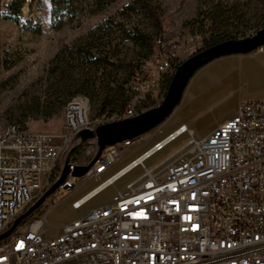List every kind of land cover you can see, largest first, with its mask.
I'll use <instances>...</instances> for the list:
<instances>
[{
  "label": "built area",
  "instance_id": "1",
  "mask_svg": "<svg viewBox=\"0 0 264 264\" xmlns=\"http://www.w3.org/2000/svg\"><path fill=\"white\" fill-rule=\"evenodd\" d=\"M261 28L264 24L255 25L240 37ZM153 42L151 66L140 64L125 88L129 94H155L159 103L180 61L169 28ZM204 42L200 38L199 49L206 47ZM260 52L264 43L250 51ZM89 103L82 94L70 97L61 107L58 131L28 130L14 122L0 127V233L53 183L65 152L74 146L63 181L0 240V264H264V101H240L230 119L199 139L177 126L74 199L70 205L78 216L58 233L46 234L52 195L103 174L119 160L123 147L143 139L141 134L105 146L85 173L72 176L73 165L86 164L73 161L72 154L81 149L93 156L96 151L94 137L77 145V131L146 109L126 103L123 110L90 114ZM184 133L190 138L179 148L150 168L143 165ZM138 166L142 172L125 184V193L82 208Z\"/></svg>",
  "mask_w": 264,
  "mask_h": 264
},
{
  "label": "rangeland",
  "instance_id": "2",
  "mask_svg": "<svg viewBox=\"0 0 264 264\" xmlns=\"http://www.w3.org/2000/svg\"><path fill=\"white\" fill-rule=\"evenodd\" d=\"M146 1L155 9L162 29L171 30L173 40L176 42L179 61L198 50L200 38L206 36L210 29V23L203 16L215 6L241 5L239 11L244 13L242 19L248 20L245 25L242 23L238 27H234V22L230 21L233 27L226 30L232 37L239 38L247 30L263 22L259 20L258 15L262 0ZM132 2L133 0H113L101 11L91 13L94 8L92 0H71L73 10L77 12L76 15L69 12L51 24L50 0H25L20 7V19L22 21L30 19L31 23L38 22L39 33L0 18V127L14 122L28 130L58 131L61 128L62 106L49 115L42 111L47 112L50 108H55L52 107L51 102L57 95L54 90L55 83L60 78L58 74L48 76L47 68L57 52L71 48L74 43L83 39L97 23L104 22L110 30L104 42H108L109 47L106 45V48H109L110 53L115 54L112 60L118 58L122 60V63H128L131 69L136 68L139 63L150 67L148 57H143L144 49L132 41L123 40L122 29L132 33L139 32L151 38L159 32L154 19L146 10H130L128 6ZM216 24L219 25L218 22ZM187 36L192 40L184 41ZM113 46L114 49L111 50ZM60 56L59 58H62ZM53 65H58V59L53 62ZM64 68L67 72V66ZM83 71L88 82L93 80L94 84L90 89L93 95L90 98L89 112L99 114L97 112L98 100L103 96L104 90L108 87H115L112 81L114 79L121 83L125 78V73L123 69L114 70L112 67L95 70L94 67L86 66ZM68 74L76 78L78 72L76 69L71 72L68 70ZM164 86L163 78L159 76L158 88L163 90ZM158 99L159 96L155 94H131L126 103L134 106L135 109H147L158 104ZM249 100L264 101V52L254 55L249 52L225 55L206 63L189 79L178 104L167 118L143 133V139L135 140L123 147L119 160L103 174L80 182L71 191L63 190L52 195L43 226L46 234L58 233L63 225L78 216V212L74 211L70 205L74 199L177 126L184 125L186 129L192 131V138L199 139L208 134L212 128H216L218 123L230 119L235 114L236 106L240 101ZM116 108L118 105L113 103L106 106L104 111L112 112ZM109 109L113 110L109 111ZM188 138L190 136L186 133L181 134L160 151L152 154L143 162V165L146 168L152 167L179 148ZM71 157L75 162L87 163L92 155H86L80 149L75 151ZM141 172L140 166L130 170L114 181L111 186L101 190L82 208L99 206L115 199L118 193H125V184L134 180Z\"/></svg>",
  "mask_w": 264,
  "mask_h": 264
},
{
  "label": "trees",
  "instance_id": "3",
  "mask_svg": "<svg viewBox=\"0 0 264 264\" xmlns=\"http://www.w3.org/2000/svg\"><path fill=\"white\" fill-rule=\"evenodd\" d=\"M113 0H92L93 9L91 13H96L104 9L110 2ZM25 2V0H11L10 3L3 4L0 7V18L6 21H12L16 25H20L21 27L30 30L34 33H39L40 25L38 22L31 23L30 19L21 20L20 19V7ZM51 8H50V21L51 24L57 22L60 17L63 15H67L72 13V15H76L77 12L73 10V6L71 0H50ZM261 8L258 9L259 17L261 21L260 24L264 23V0L261 1ZM239 6L241 5H231L228 7L223 6H215L210 12L205 13L203 18L210 23V29L206 36L201 37L204 39L205 46L208 47L217 42L227 40L232 37L230 32H227L226 29L233 27L230 21L234 22V27L241 26L247 23L248 19H242L244 13L239 11ZM130 10L137 11L139 9L146 10L154 19L155 24L158 28L157 34L154 35L153 38L140 34L139 32L132 33L129 30L122 29V35L124 38L128 39L136 43L140 48L144 49L143 57H149L151 54L152 46L154 44L155 37L161 32V25L157 18V13L153 7H151L146 0H133L132 4L128 6ZM200 22H202L200 20ZM219 23V25L216 24ZM110 30L108 26L104 22L97 23L93 26L92 30L80 41L74 43V45L65 51L57 52L52 59L50 60L49 66L47 68V74L50 75H59V79L56 81L55 85V93L57 94L53 100L52 107L47 112L42 110L46 115L51 114L52 112L58 110L64 103L72 96L76 94H82L88 97L89 101L91 95H93V91H91V87H93V80L88 82V78L86 74H83V68L94 67L95 70H104L107 67H112L114 70L118 68L123 69L125 73V78L121 83H118L115 79L112 80L114 82V88H106L103 92V96L98 100L99 104L97 107V112L101 113L104 111V108L108 105L116 103L118 108L116 110H123L126 106V101L129 95V92L125 88L126 83L132 76L135 70H138V66L134 69L130 68V65L122 63V60L115 58L112 60V57L115 54L110 53L108 42H104V38L108 35ZM89 41V43H87ZM114 49V46L111 50ZM199 49V48H198ZM62 53V54H61ZM66 53V55L64 54ZM114 53V52H113ZM59 55H61L59 58ZM66 58H65V56ZM58 59V65H53V62ZM67 59V60H65ZM61 64L63 66H61ZM67 66L65 71V66ZM77 70L78 75L76 78L72 76V74H68V70L71 72L73 70ZM104 74V72H102ZM102 81V80H101ZM76 93V94H74ZM64 96L63 98H59ZM65 97H69L68 99H64ZM37 110V106H36ZM113 109H109L112 111Z\"/></svg>",
  "mask_w": 264,
  "mask_h": 264
},
{
  "label": "water",
  "instance_id": "4",
  "mask_svg": "<svg viewBox=\"0 0 264 264\" xmlns=\"http://www.w3.org/2000/svg\"><path fill=\"white\" fill-rule=\"evenodd\" d=\"M263 43L264 28H261L250 36L230 38L208 47L200 48L180 60L168 82L162 100L158 104L134 116L99 124L93 130L81 129L77 131L75 136L79 141L77 145L94 137L96 151L86 164L73 165L70 174L76 177L85 173L105 146L133 139L159 125L178 104L189 79L200 67L221 56L248 53ZM73 148L74 146L65 152L58 177L26 210L12 221L6 230L0 233V240L5 238L22 219L32 213L63 181L69 172L68 155Z\"/></svg>",
  "mask_w": 264,
  "mask_h": 264
},
{
  "label": "bare ground",
  "instance_id": "5",
  "mask_svg": "<svg viewBox=\"0 0 264 264\" xmlns=\"http://www.w3.org/2000/svg\"><path fill=\"white\" fill-rule=\"evenodd\" d=\"M125 174H126V173H124V174H122V175H119L118 177L115 176L116 178L114 177V178H115L114 181H116L117 179H119L120 177H122V176L125 175Z\"/></svg>",
  "mask_w": 264,
  "mask_h": 264
},
{
  "label": "crops",
  "instance_id": "6",
  "mask_svg": "<svg viewBox=\"0 0 264 264\" xmlns=\"http://www.w3.org/2000/svg\"><path fill=\"white\" fill-rule=\"evenodd\" d=\"M249 53H250V52H249ZM250 54H251V53H250ZM251 55H254V54H251ZM219 124H220V123H218V125H219ZM213 129H214V128H212L211 130H209L208 133L211 132Z\"/></svg>",
  "mask_w": 264,
  "mask_h": 264
}]
</instances>
